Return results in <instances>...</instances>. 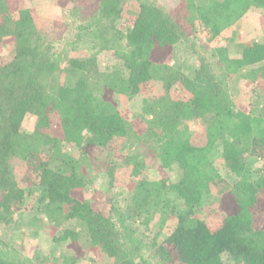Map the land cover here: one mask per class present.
Wrapping results in <instances>:
<instances>
[{
    "label": "trees",
    "instance_id": "trees-1",
    "mask_svg": "<svg viewBox=\"0 0 264 264\" xmlns=\"http://www.w3.org/2000/svg\"><path fill=\"white\" fill-rule=\"evenodd\" d=\"M123 1L99 0L100 15L81 25L75 36L76 45L91 41L99 50L113 49L119 39H126L127 49L118 62L102 69L93 53L70 57L68 50L55 51L53 45H45L31 11L20 9L12 19L10 0H0V43L10 35L15 49L14 57H0V191L4 193L0 221L8 222L7 213L24 198L13 160L28 162L41 144L51 143L50 156L39 163L36 211L47 213L57 224L78 221L85 242L100 248L112 264H137V256L147 264L136 254L138 245L145 243L137 222L170 208L171 191L188 211L164 241L154 243L160 264H227V258L240 264H264V226L257 222L264 201V167L256 169L250 162L253 157L264 159V112L235 111L223 82L204 59L191 65H175L166 59L184 34L161 5L138 0L134 24L124 36L115 25ZM184 1L188 23L194 26L200 21L211 39L234 26L249 10L264 13V0ZM221 53L230 75L263 61L264 43L255 41L244 47L242 57L236 59ZM249 75L264 79V63ZM176 82L186 85L193 99H174L170 87ZM136 96H144L143 114L149 125L144 136H137L139 146L155 152L166 167L177 164L182 173L170 186L140 180L124 206L113 205L116 216H106L90 201L74 195L88 180L84 154L63 150L62 141L42 130L57 115L67 144L112 150L129 131L121 106ZM29 114L37 117L32 134L22 129ZM197 119L205 124L204 145L192 141L187 126ZM218 147L221 156L215 158ZM127 164L132 165L133 174H139L144 165L141 153L128 156ZM224 192L233 196L235 212L221 219L197 216L208 199ZM81 233L67 228L56 241L78 245ZM77 261L75 256L65 257L66 264ZM0 264L22 263L0 252Z\"/></svg>",
    "mask_w": 264,
    "mask_h": 264
},
{
    "label": "rangeland",
    "instance_id": "rangeland-1",
    "mask_svg": "<svg viewBox=\"0 0 264 264\" xmlns=\"http://www.w3.org/2000/svg\"><path fill=\"white\" fill-rule=\"evenodd\" d=\"M161 5L176 21L182 31V42L173 47L167 55V60L175 65L185 62L210 63L212 72L223 87L228 91L233 101L235 111L257 114L264 112V79L252 77L251 70L262 65L264 60L255 65H246L237 72L228 75L229 68L222 60L221 52L233 59L242 57L243 49L255 41L264 43V13L259 10H249L234 26L224 30L214 39L210 38L207 29L200 21L195 25L188 23L189 11L184 0H149ZM138 0H124L120 17L116 20V28L125 36L133 26L138 11ZM29 9L33 15L41 39L45 45L55 51L68 50L70 57H85L93 53L102 69H109L118 62L119 55L127 49L125 38L119 39L113 49L99 50L94 42L76 45L75 36L81 25H86L99 13V0H10L12 19L17 17L20 9ZM98 14V15H97ZM13 40L8 35L0 43V57H14ZM174 99L190 101L194 93L182 82H176L170 87ZM109 98H116L109 94ZM143 97L136 96L129 100L125 115L129 121V131L117 148L108 150L104 147L86 145L77 147L63 141V132L57 115L51 117V125L42 130L50 136L62 141V149L72 154L83 153V168L88 176L86 185L74 193L80 199L90 201L94 209L106 216H116L113 205L120 203L130 195L140 180L161 181L166 185L177 182L181 176V169L177 164L166 167L151 149L140 147L137 136H144L149 125L143 114ZM37 117L27 115L23 121V131L32 134L36 130ZM187 126L196 145H204L207 141L205 124L202 119L188 121ZM42 140V139H41ZM85 144V143H84ZM52 144H41L40 150L28 162L14 159L12 164L19 186L24 187V198L7 213L9 221H0V252L4 257L22 264H66V256L78 258V264H112V260L98 247L85 242V231L78 225V221L52 220L47 213L36 211L35 197L38 191L36 184L39 180V163L47 159L52 150ZM116 145V146H117ZM222 148L214 151L213 157L221 156ZM134 153H141L144 165L139 174H133L132 165L127 164V157ZM253 167L262 169L264 159L253 157L250 159ZM112 176L114 181H112ZM32 193H31V192ZM173 202L170 208L157 210L152 218H140L138 227L145 235L144 244L138 245L137 255L143 256L147 264H160L154 243L164 241L175 228L181 215L188 211L187 205L171 191ZM4 193L0 191V202ZM233 196L228 192L208 199L207 203L197 210V216L204 220L221 219L235 212ZM117 203V204H116ZM129 203V202H128ZM257 216L258 225L264 226V201ZM1 209V208H0ZM116 220V219H114ZM78 225V226H77ZM67 228L81 231V241L78 245L71 241L58 242L61 233ZM87 243V244H86ZM131 245V244H130ZM137 264H143L140 257H136ZM227 264H240L226 259Z\"/></svg>",
    "mask_w": 264,
    "mask_h": 264
}]
</instances>
